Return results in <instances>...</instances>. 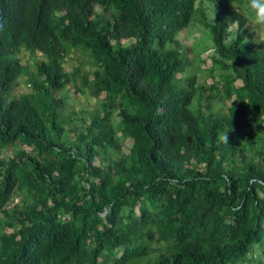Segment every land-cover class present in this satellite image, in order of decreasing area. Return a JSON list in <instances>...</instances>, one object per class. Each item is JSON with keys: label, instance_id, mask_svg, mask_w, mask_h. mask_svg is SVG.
Listing matches in <instances>:
<instances>
[{"label": "trees", "instance_id": "16d2710c", "mask_svg": "<svg viewBox=\"0 0 264 264\" xmlns=\"http://www.w3.org/2000/svg\"><path fill=\"white\" fill-rule=\"evenodd\" d=\"M212 2L0 0V264H264V45Z\"/></svg>", "mask_w": 264, "mask_h": 264}, {"label": "rangeland", "instance_id": "374dc122", "mask_svg": "<svg viewBox=\"0 0 264 264\" xmlns=\"http://www.w3.org/2000/svg\"><path fill=\"white\" fill-rule=\"evenodd\" d=\"M207 4V1L204 3ZM208 17L211 19V13L210 10L208 11ZM248 34L250 36H254V33L249 31L248 26ZM180 40L182 43L190 48H193L195 45L198 48L193 49L190 54L189 58L192 60L193 66H194V72L196 73V77L198 81L204 84H209L213 81L219 80L218 72L214 71L212 72L213 67V49L211 46V40L207 33L205 32L204 28L200 25H196L195 27H191L189 30L184 31L180 34ZM23 62L28 63L30 67L32 68L33 60L29 56V53L22 50L21 54L19 55ZM73 62H68L67 68L68 70H71V65ZM191 68V67H190ZM75 106L79 109L84 108L85 110H90L95 106V102L91 99H88L87 96H80L72 101ZM229 106L228 101L221 102L218 100L216 102L215 107L217 109H223L225 110ZM74 120H76L74 118ZM78 125V124H76ZM120 135V134H119ZM130 141L124 140L122 141V149L123 151H127V148L129 146ZM8 151L3 152V156H8ZM14 203L19 202L18 196H15Z\"/></svg>", "mask_w": 264, "mask_h": 264}, {"label": "clouds", "instance_id": "9594fccd", "mask_svg": "<svg viewBox=\"0 0 264 264\" xmlns=\"http://www.w3.org/2000/svg\"><path fill=\"white\" fill-rule=\"evenodd\" d=\"M235 9V19L231 20L227 28L228 39L230 41H237V33L241 29V21L243 24L248 26L249 31L254 33L252 37L253 41L259 43L260 45H264V0H244L243 4H234L230 2ZM211 17L214 16V6L211 0ZM247 37H241L239 42L240 45L244 44ZM226 131L223 133L222 139L225 142Z\"/></svg>", "mask_w": 264, "mask_h": 264}]
</instances>
